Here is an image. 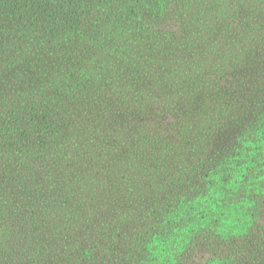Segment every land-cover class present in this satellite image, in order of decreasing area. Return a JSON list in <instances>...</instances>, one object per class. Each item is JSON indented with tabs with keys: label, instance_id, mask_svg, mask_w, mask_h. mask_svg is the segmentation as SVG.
Here are the masks:
<instances>
[{
	"label": "trees",
	"instance_id": "1",
	"mask_svg": "<svg viewBox=\"0 0 264 264\" xmlns=\"http://www.w3.org/2000/svg\"><path fill=\"white\" fill-rule=\"evenodd\" d=\"M226 1L0 0V264H264V80L225 70ZM200 51L223 70L156 122Z\"/></svg>",
	"mask_w": 264,
	"mask_h": 264
},
{
	"label": "rangeland",
	"instance_id": "2",
	"mask_svg": "<svg viewBox=\"0 0 264 264\" xmlns=\"http://www.w3.org/2000/svg\"><path fill=\"white\" fill-rule=\"evenodd\" d=\"M226 4L233 14L235 12L246 13V16L245 20L240 19L239 16L235 17V15H233L231 19L224 18V23L222 24L223 28L226 35L231 36L227 37L225 35V37L222 38L224 49L241 55L238 63L234 67L231 66L232 60V62L225 65V70H238L244 84H246L247 81H250V83L260 82L264 80V65L258 64L256 63L257 61L254 60L261 57L259 61L263 62L262 56H264V50H260L261 53L257 56V47L254 46V42L259 39V46L264 49V0H227ZM200 52H202L201 55L197 57L185 54L178 63H175L174 59H170L169 64L164 69L159 70L161 76L146 93V96H150L146 100L155 102V115L151 117L153 120H156V122L164 112L173 114V116L178 119L181 117L187 97L190 94L189 87H191L189 86V84H191V77L188 82L182 81L181 83L182 77H185L186 74L189 75L195 70H199L201 71L200 73L203 74V83L205 80L208 81L210 79L211 75L209 74L213 68L218 71L223 70L220 62L215 64L214 57L210 56L205 51ZM187 59L190 60L189 63H186ZM32 71L34 72L33 69ZM193 74H197V72L195 71ZM46 82V79H44L43 86L47 89L50 87V84H46ZM202 83L196 87L197 91L203 89ZM6 87L7 85L4 88ZM1 92L2 88H0V96ZM117 95L120 96V94ZM127 95H129V91H127ZM2 104L0 98V107ZM7 109L8 107L5 108V110H0V112H6ZM147 116H150V113L147 114Z\"/></svg>",
	"mask_w": 264,
	"mask_h": 264
}]
</instances>
